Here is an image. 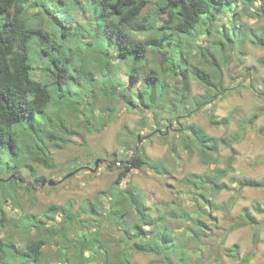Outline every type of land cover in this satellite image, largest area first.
<instances>
[{
  "label": "trees",
  "instance_id": "16d2710c",
  "mask_svg": "<svg viewBox=\"0 0 264 264\" xmlns=\"http://www.w3.org/2000/svg\"><path fill=\"white\" fill-rule=\"evenodd\" d=\"M26 1L28 0H0V141L12 149L15 159L21 156L19 165L14 167L17 172L21 166H30L29 159L40 163L50 156V143L67 144L68 134L71 133L68 131L69 115L76 113L82 101L88 103L91 110L98 105L100 98L105 96L107 99L108 90L119 82L120 71L127 72L128 81L131 83L139 78L142 71L137 65H152L143 76L148 94L138 92L136 96L137 100L143 98L144 102L150 101L153 93L168 92L177 80L182 82L184 91L181 100L185 101L192 90L190 81L194 76L204 87H221L216 75L221 68L215 50L226 58V55L233 52L235 41H243L241 34L234 38L225 28L220 31L221 39L214 37L210 44L198 46L208 64V55L211 53L215 73L200 67L199 63H192L190 39L198 25L206 21L205 18L209 22L208 31L212 33V26L218 16H223L240 2L250 5L254 0H160L152 16L151 13L143 15L149 0H86L84 5L82 0H32V5L38 7L33 13H27ZM78 4L90 11L89 18L95 23H79L75 28L67 24V29L63 32L64 38L69 28L71 33H75V41H70L67 37V46L65 40L60 41L58 15L64 13V10H60L64 6L66 13L69 12L68 15L73 18V10ZM261 7L264 12V0H261ZM255 14L264 18V13L260 11ZM240 16V20L235 18L236 27H239ZM137 17L139 19L134 25L128 23ZM100 30L104 32L101 36L98 35ZM262 34L254 32L252 40L254 44L264 47ZM115 48L119 51V62L111 57ZM40 60L43 66H40ZM117 63L124 64L125 68L121 70L115 67ZM228 64L227 58L225 65ZM36 70L41 71L42 78L35 77ZM97 71L102 73L101 79L97 78ZM80 78L82 81H79ZM36 93H39V102ZM88 97H91V102L87 100ZM124 104L130 110H138L134 103L125 100ZM51 106L54 107L53 111L49 110ZM106 107L107 105L101 107V115ZM111 111L108 108L109 115ZM77 114L82 117L83 112ZM136 137L139 139V134ZM197 143H200L198 138ZM5 164L10 167L0 155V166ZM7 180L3 182L6 183ZM36 180L44 181L45 177L38 176ZM8 181L17 182L16 179ZM245 187L264 186L246 184ZM193 189L196 191L197 185L193 184ZM212 189L217 191L215 185ZM103 205L102 198L98 197L96 200H84L81 209H75L72 200L51 207L54 212L61 211L62 222L48 226L46 238L27 241L20 248L14 247L13 236L0 237V264H39L44 257L43 247L50 242L59 245V252L74 253L73 259L64 258L69 264H89L92 257L85 253L93 250L99 241L96 231L88 232L86 223L90 220L82 218L83 211L93 212L102 219L117 218L119 223L124 222L126 226L135 228L125 247L120 250L113 247L110 248V253L107 251L103 264H130L128 255L133 249L158 256L163 253L166 264H172L174 258L179 264H187V256L182 250L181 234L176 232V228L165 225L155 232L150 227L147 228L149 221L145 219V214L150 211L147 206L138 207L137 201L131 197L126 205L116 200L109 206L105 217L99 211ZM158 205L157 211L163 209L169 214L170 220L182 223L190 221L195 227H201L200 229L207 227L205 221L191 216L187 211H170L163 202ZM131 210H135L137 216L134 217ZM161 219L162 216H156L157 222ZM255 220V217L249 219L248 225L254 224ZM93 222L99 224L101 221L97 218ZM7 223L8 217L0 208V232ZM43 223L42 218L35 220L33 224L26 223L25 231L31 233L33 227L39 230L44 227ZM69 231L73 234H69ZM125 231L122 228L118 230L121 236L127 237ZM101 247L102 245L98 248ZM237 248L239 247H232L229 250L230 255L240 259ZM113 250L115 255L111 257ZM242 258L246 260V257Z\"/></svg>",
  "mask_w": 264,
  "mask_h": 264
},
{
  "label": "clouds",
  "instance_id": "9594fccd",
  "mask_svg": "<svg viewBox=\"0 0 264 264\" xmlns=\"http://www.w3.org/2000/svg\"><path fill=\"white\" fill-rule=\"evenodd\" d=\"M138 19L128 23L134 25ZM115 67L123 70L125 65L117 63ZM136 67L142 69L139 78L130 83L127 72L121 71L119 82L108 90L107 100L100 98L98 106L90 110L82 101L72 115L68 131L73 135L65 148L39 163L53 180L61 181L54 191L82 197L104 191V204L109 206L116 200L126 205L131 197L138 207L150 209L145 219L153 232L165 225L180 228L187 264H264V197H250L244 187L264 186V61L258 59L257 71L250 76L240 57H234L233 64L223 66L218 73L221 87L201 85L192 89L185 101L181 100L184 89L178 80L168 92L153 93L148 102L137 100L138 92L148 94L143 76L152 65ZM36 97L39 102V93ZM87 100L91 102V97ZM125 100L134 103L138 111L128 110ZM104 105L107 107L101 115ZM80 112L85 115L79 116ZM138 134L151 142H137ZM156 143L163 145L176 162L171 172L167 159L154 150ZM97 159L104 165L98 170L62 179L77 164L96 165ZM173 173L178 178L179 195L174 193L165 201L168 209L187 211L207 221L210 231L190 221L181 225L170 220L163 209L157 211L152 184L166 182ZM213 185L217 191L209 197V206L200 200L198 192ZM157 215L163 217L159 222ZM209 216L214 219L209 221ZM252 217L256 218L255 226L249 227ZM235 245L245 246L246 260L230 255ZM158 264H165L163 253ZM172 264L179 261L174 258Z\"/></svg>",
  "mask_w": 264,
  "mask_h": 264
},
{
  "label": "rangeland",
  "instance_id": "374dc122",
  "mask_svg": "<svg viewBox=\"0 0 264 264\" xmlns=\"http://www.w3.org/2000/svg\"><path fill=\"white\" fill-rule=\"evenodd\" d=\"M45 1L50 2L51 0H45ZM85 1L86 0H82L83 5L86 3ZM159 1L160 0H149V4L144 9L143 15L151 13L152 16L155 12L154 10H157L158 8ZM25 5L27 6V13H33L38 10L37 6L32 5V0L26 1ZM83 5L78 4L77 7H75V9L73 10V18L71 17V15L70 16L68 15L70 14L69 12L66 13L67 9L64 8V6L60 8V10H64V13H60L58 15L59 24H60L58 29L61 31L59 37L61 42L65 40V44L67 46H68V42L66 41L67 37L70 41H75V36H74L75 33L74 31L71 33L72 30L70 28L66 34V37L64 38L63 32L67 29V26L69 24L72 25V28H75L79 23L84 25H94L95 23L94 20L89 18L90 11L83 9ZM262 10L263 9L261 7V0H254L250 5L247 3L240 2L239 5H237V7L227 10V12L223 16H218L215 25L212 26V33L208 31L207 26L209 25V22L208 19L205 18L206 21L198 25L194 33V36H192L190 39V48L191 50H193L190 58L192 63H196V64L199 63L201 64L200 67L205 68L206 70H212L214 73L216 72V69L213 67L214 60L213 58H211L212 55L210 56L211 53L208 55V59H209V64H208V62L205 61V58L202 55L201 51L198 49V46H206L210 44L211 39L214 37L221 39L220 31L226 28V31H228L231 34V36H234V38H237V35L241 34L243 41L236 40L235 41L236 44L232 50L233 52L226 55V58L218 50H215L218 57L219 67L222 68L223 66H225V60L227 58L229 59V64H233L234 57L239 56L240 63L243 65L245 72L250 76L254 75L257 71L256 65L258 59L264 61V53L261 52V50L264 49V47L254 44L252 40L254 32H258L261 34L263 33L262 35H264V23L261 22L264 21V18L259 16L258 14H255L256 11H260V13L263 14L264 12ZM237 12L238 15H236ZM239 16L241 17V21L238 23L239 27H236L234 26L235 18L239 19ZM102 22L104 23L105 21L102 20ZM102 22L100 23L103 24ZM61 24L62 25L64 24V26H62ZM103 33L104 32L100 30L98 35L101 36ZM95 38H97V35H95ZM85 40L87 41V39ZM118 52H119L118 49L115 48L114 51L112 52L113 54L111 55V57L114 58L115 62H119L120 60ZM40 66H43L41 60H40ZM218 73L219 72H216V75H218ZM120 74L121 71L119 72V75ZM42 76L43 75L40 70L35 71V77L40 79L42 78ZM102 76H103L102 73L100 71H97V78L101 79ZM127 79H128V75H127ZM79 81H82V79L80 78ZM190 84L192 86V89H198L201 85H203L201 81L197 79L195 76L192 77ZM102 98L107 100L105 96H103ZM99 104H100V100H98V105ZM127 109L130 110V108ZM49 110L53 111L54 107L51 106ZM130 111L136 112L138 110H130ZM74 113L75 112H72L68 117V123H70V126L72 124V115ZM84 115L85 114L83 113L82 117ZM169 129H171V125H169ZM71 135H73V133H69L68 138ZM139 135L141 137L140 139H137V137L135 138L137 142H141V143L151 142L148 137H142L141 134ZM65 146L66 144L53 142L49 144V151L52 154L53 152L63 150ZM154 150L158 152L162 157L167 159V167L171 172L172 169L176 167V162L173 161L168 156L165 147L159 143H156L154 146ZM0 155L6 159V162L8 164H10V167H8L7 164L0 166V180H2V182L0 183V208L4 210L6 216L8 217V223L1 229L0 237L7 238L9 236L10 238V236H13V240L15 242L14 247L20 248L27 241H31L38 238H44V237L46 238L48 236V231H46V228L52 224H59V222H62L63 216L61 211L54 212L50 209L51 207L62 205L66 203L67 200H72L75 203V209H81L83 207L82 204L86 199L96 200L99 197L102 198L103 204H104V200L107 199L106 193H103L104 191L99 192L97 196H83V197L66 192L57 193L54 190L58 188L61 182L57 180H55L57 182L55 185H50L46 183L44 186H42V181L36 180L38 176H44L45 180L47 181L53 180L51 176L47 174L46 168L40 167L39 162L36 161L33 162V160L30 159L28 160V158H26V160L29 161L30 166L29 165L21 166L20 171L17 172L14 167L16 164L19 165L18 161H20L21 156L20 157L18 156L15 159L16 155L14 152H12V149L10 147H7L1 141H0ZM103 166L104 165L100 163V161L98 166L95 165V162L91 164H77L76 167H73L70 171H67L63 175L62 179L63 180L71 179L72 177L79 175L82 171H87L91 173L92 171L98 170ZM72 171L74 173L68 176V174ZM157 175H159V173H157ZM7 179L8 180L16 179L17 182L14 183L13 181H8ZM5 180H7L6 183H4ZM177 180L178 178L173 173L164 183H161L159 181H154L152 184V189L155 193L154 200L157 203H162V202L165 203L166 200L171 199L173 197L174 193H176L178 197L179 193H177V189L179 188V185L177 183ZM29 187H31V189ZM193 191L195 190L193 189ZM245 191L250 197H264V187L261 188L245 187ZM214 192L215 191L211 187L208 190L199 191L198 196L204 204H208L209 206H211L209 197L212 196ZM5 193L7 195H5ZM99 211H101L104 215H106L105 217H107V213L109 212V205L104 204L103 207L99 209ZM257 211H259V208H257ZM131 213L134 217L137 216L135 210H131ZM40 218L44 220L43 223L44 227L39 230L36 227H33L32 232L27 233L25 231L26 223L30 222L33 224L35 220H38ZM82 218H88L90 220L86 223V228L88 229V232L96 231L98 233L97 238L99 244H97V246L93 250L91 249L87 250L85 253L86 256L92 257V260L89 262V264H101V262L103 264L104 257L107 254V251L110 253L111 252L109 251L110 248L114 247L116 250H120L123 247H125L130 233L133 232L135 229L134 227H130V225L126 226L124 222L119 223L118 222L119 219L117 218H115L116 220L112 218L109 219V217L102 219L101 216H97V214H94L93 212H89V211H83ZM97 218H99L101 221L99 224H95V222H93V220L94 219L96 220ZM213 219H214L213 217L210 216L208 217L209 221H212ZM184 222H188V221H184ZM205 222L207 223V227H202L203 230L210 231V225L208 224L207 221ZM179 223L183 225L182 221H179ZM248 226L254 227L255 223L250 224ZM120 228H122L124 231L126 230L125 232L128 234L127 237H123L119 234L118 230H120ZM192 231L193 234H195L194 229H192ZM176 232L181 234L180 228H176ZM69 234L72 235L73 232L69 231ZM236 235L238 236L239 233H237ZM65 243H68V241H66ZM100 245H102V247L99 249L98 247ZM58 246L59 245L56 244L55 242H50L47 245H45L43 247L44 257L41 259L39 264H69L68 261H66L67 259L65 260L64 258L69 257L73 259L74 253L71 251H64L67 252L66 255H64V252H59ZM235 246H238L240 249V259H241L245 251V246L243 245H235ZM97 248L99 251L97 250ZM97 252H99V254ZM113 252L114 250L112 251L111 257L115 255V252L114 253ZM160 257L161 256L154 254L139 252L135 249L131 250L130 254L128 255L130 264H158V262L160 261ZM29 264H35V263H29ZM253 264H256V262H253Z\"/></svg>",
  "mask_w": 264,
  "mask_h": 264
},
{
  "label": "water",
  "instance_id": "95a60500",
  "mask_svg": "<svg viewBox=\"0 0 264 264\" xmlns=\"http://www.w3.org/2000/svg\"><path fill=\"white\" fill-rule=\"evenodd\" d=\"M98 164H99V160L96 161V166H98ZM73 173H74V172L69 173L68 176H70V175L73 174ZM47 182H48V184H50V185H55V184L57 183L55 180H49V181L44 180V181L42 182V186H44Z\"/></svg>",
  "mask_w": 264,
  "mask_h": 264
}]
</instances>
